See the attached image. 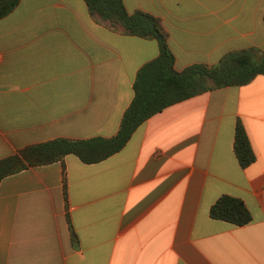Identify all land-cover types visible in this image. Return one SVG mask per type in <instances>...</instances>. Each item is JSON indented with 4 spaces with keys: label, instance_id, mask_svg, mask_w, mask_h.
<instances>
[{
    "label": "crops",
    "instance_id": "obj_1",
    "mask_svg": "<svg viewBox=\"0 0 264 264\" xmlns=\"http://www.w3.org/2000/svg\"><path fill=\"white\" fill-rule=\"evenodd\" d=\"M159 17L175 68L264 57V0H124ZM155 39L92 16L85 0H21L0 20V160L59 138H111ZM256 160L234 150L237 122ZM66 172V191L63 170ZM224 195L252 215L213 219ZM0 264H264V76L165 108L98 163L69 154L0 182Z\"/></svg>",
    "mask_w": 264,
    "mask_h": 264
},
{
    "label": "trees",
    "instance_id": "obj_2",
    "mask_svg": "<svg viewBox=\"0 0 264 264\" xmlns=\"http://www.w3.org/2000/svg\"><path fill=\"white\" fill-rule=\"evenodd\" d=\"M89 12L113 28L144 39H155L160 46L159 56L146 64L137 74L135 97L124 113L118 133L111 138L74 140L59 138L22 149L18 155L0 160V182L27 166L46 165L64 161L73 154L85 163L101 162L125 147L137 128L165 108L193 96L224 87L249 84L264 76V57L255 58L257 49L232 52L215 65L193 64L182 71L175 68V56L168 45V32L162 20L150 13H129L124 0H85ZM21 0H0V20L12 13ZM234 150L242 168L256 160L249 135L239 120L236 126ZM66 191V172L63 170ZM213 219L243 226L252 221L245 203L224 195L211 207Z\"/></svg>",
    "mask_w": 264,
    "mask_h": 264
}]
</instances>
